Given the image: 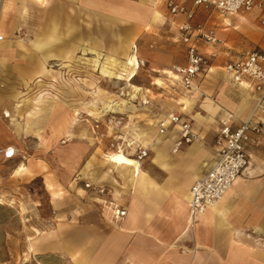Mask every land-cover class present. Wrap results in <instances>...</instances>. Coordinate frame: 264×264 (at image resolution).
Segmentation results:
<instances>
[{
  "label": "crops",
  "instance_id": "0c3cea01",
  "mask_svg": "<svg viewBox=\"0 0 264 264\" xmlns=\"http://www.w3.org/2000/svg\"><path fill=\"white\" fill-rule=\"evenodd\" d=\"M150 1L0 0V34L5 38L0 41V77L16 82L0 92V157L8 160L2 150L12 146L19 151L29 137L54 148L29 164L32 179L41 178L44 183L52 211L51 226L31 237L30 264L33 259L43 264H264V248L255 242L264 237V125L258 142L247 145L248 164L228 192L193 224L189 207L193 183L219 159L214 138L223 122L229 120L236 129L255 106L256 94L235 84L224 65L252 50L264 51V11L255 8L223 15L196 9L195 21L213 29L219 41L196 40L208 65L195 78L199 88L189 91L170 72L174 65L187 62L186 45L175 36L186 16L172 15L165 5L152 0L156 12L149 7ZM192 5V0L186 2L187 7ZM157 6L168 14V24ZM157 19L166 25L155 26ZM104 26L110 28V46H136L134 52L137 37L165 35L171 40L164 45V61L153 68L168 70L163 72L165 85H158L156 89L161 90L140 86L150 102L145 105L146 125L139 126L140 121L123 113L121 126H108L112 134L121 133L122 149L130 157L135 158L140 145L149 150L138 166L130 162L108 166L97 147L92 150L91 135L76 134L69 89L36 94L25 89L30 80H42L51 71L53 75L65 68L59 74L63 80H71L72 65L75 72L83 71L87 48L109 46L102 39ZM21 31L28 36L21 38ZM51 62L63 67L50 69ZM44 94L62 98L48 99L37 107L39 111L33 109L34 97ZM131 106L122 112L135 107ZM169 113L189 120L200 137L174 151L180 127L171 124L165 133L159 131L160 121ZM152 129L158 135L138 137ZM73 134L77 139L71 143ZM87 181L106 187L109 193L91 192L85 187ZM104 199L119 203L126 215L115 220L112 210L103 207Z\"/></svg>",
  "mask_w": 264,
  "mask_h": 264
},
{
  "label": "rangeland",
  "instance_id": "374dc122",
  "mask_svg": "<svg viewBox=\"0 0 264 264\" xmlns=\"http://www.w3.org/2000/svg\"><path fill=\"white\" fill-rule=\"evenodd\" d=\"M157 8L162 12V17L168 24V14L160 6ZM154 10L157 12L156 6ZM156 22H154L155 26L166 25L160 24L162 23L160 19H157ZM109 29V26H104L102 36L104 43L109 44V46L95 50L87 48L85 55H83L84 61L81 64L82 67L84 66V70L75 72L77 70L76 65H72L71 80L61 79L59 74L66 69L61 68L63 65L60 63L51 62L50 69H61L58 72L55 71L53 75V71H51L52 73L49 72L50 75L43 76L42 80H30V85L25 88L35 94L43 93L51 88L69 89L71 96L68 98L74 102L75 107L71 115L74 130H78L76 134L80 133L81 136L87 135L90 138L91 135L92 150L95 151L97 147L99 154L105 161L108 160L106 154L111 150V144L123 146L122 141H125L121 138V133L113 132L112 134V131L109 130L107 119L110 116L117 115L121 118L120 115L123 113H129L132 115L130 117L132 121H140L139 126L146 125L144 121L149 118V115H146L149 111L137 96L142 95L143 99L145 98L140 86L156 89L159 87L158 85H165L166 79L163 72L167 73L168 70L156 72L153 68L155 64L158 65L164 61L166 55L164 45L166 41H171L164 37L165 35L163 37L158 35L149 38L140 37L141 39L137 37L135 42L138 44V51L134 52L136 49L132 46L128 49L110 46L113 42H111ZM118 34L119 38L122 39L123 32ZM18 35L21 38L28 36L23 31L19 32ZM15 83L14 80H5L0 77V92L12 88L11 84ZM58 92L62 93V91ZM79 92L81 96H79ZM47 95L34 97L37 102H32V108L39 111L37 107H42L48 99L59 100L62 98V96L52 97L49 95L48 97ZM116 103L124 104L121 110L116 107ZM132 104L140 109L136 110L134 107L132 110L122 112L128 106L132 108ZM82 122L86 125H80ZM115 131H117L116 128ZM150 132L139 134L138 137L146 138L152 134L158 135L156 129H152ZM100 134L103 136L98 138ZM72 136L73 138L69 141L71 143L77 139L76 135L73 134ZM29 138L23 142L19 151L16 150L17 153L14 158L4 160L0 157V264H30L32 262V258H30L31 237L40 234L42 230L48 229L52 224L49 220L52 211L48 206L46 188L41 178L32 179L33 170L29 164L34 161L35 157H38V154L52 152L54 148L50 143L43 140L42 142L34 137ZM216 140L217 137L214 138L215 144ZM127 143L128 141H126ZM74 146L77 145L74 144ZM117 155L121 157L116 159ZM110 160L112 162L108 160V166L112 164L123 166L126 162L137 166V160L125 154L124 149L111 154ZM33 263L43 264L42 261L38 262L35 259H33ZM54 264H63V262L56 261Z\"/></svg>",
  "mask_w": 264,
  "mask_h": 264
},
{
  "label": "built area",
  "instance_id": "2783aa9c",
  "mask_svg": "<svg viewBox=\"0 0 264 264\" xmlns=\"http://www.w3.org/2000/svg\"><path fill=\"white\" fill-rule=\"evenodd\" d=\"M155 1L165 5L172 15L186 16V19L178 25L175 36L178 41L186 45L187 62L184 65H174L170 72L181 81L183 88L189 91L199 88L195 78L208 65V58L199 50L196 40L209 43L219 41L213 29L207 27L203 22L195 21L196 9H213L223 15L247 12L255 8L264 11V0H192L191 8L186 6L188 0ZM262 23L264 24V14ZM4 39V35L0 34V41ZM224 70L235 84L255 93L256 102L250 116L236 129L230 126L229 120L223 122L216 140L219 159L209 172L204 177L197 179L191 187L189 198L191 224L195 223L208 207L217 203L232 187L248 164L247 145L258 142V135L264 125V51L252 50L243 56L232 59L224 65ZM142 104L147 105L150 102L147 99H142ZM107 123L109 126L119 127L122 125L123 119L112 115L107 119ZM171 124L178 125L181 130L175 142L174 151H178L184 144L193 143L200 137L193 129L191 122L183 119L177 113H169L165 119L161 120L159 131L165 133ZM102 136L103 134H100L98 138ZM111 145V150L106 154L110 162H112L111 154L122 150L120 144L112 143ZM127 145L131 144L128 142ZM11 147L8 146L2 150L6 159L16 156V148ZM125 154L127 153L125 152ZM148 154L149 150L140 145L135 152L134 159L141 161ZM85 187L95 194L107 195L109 193L106 187L92 181L85 182ZM102 205L112 210L115 220L126 215V209L115 201L104 199ZM255 242L264 248V237H257Z\"/></svg>",
  "mask_w": 264,
  "mask_h": 264
},
{
  "label": "bare ground",
  "instance_id": "6f19581e",
  "mask_svg": "<svg viewBox=\"0 0 264 264\" xmlns=\"http://www.w3.org/2000/svg\"><path fill=\"white\" fill-rule=\"evenodd\" d=\"M148 4H150L151 7H155V2L152 1V0H151L150 3H148ZM135 59H136V58H135ZM130 62H131V61H130ZM133 74H134V73H133ZM133 74H132V75H133ZM134 89H135V87H134ZM140 89H141V88H140ZM135 90H136V89H135ZM131 94H132V93H131ZM133 95H134V94H133ZM123 100H124V99H123ZM124 101H125V100H124ZM126 102H127V101H126ZM127 103H128V102H127ZM115 105H116V107L119 108L120 110H121L122 107L124 106V104H120V103H116ZM126 107H127V106H126ZM11 148L14 149V147H11ZM121 153H122V152H121ZM114 155H115V154H114ZM120 157H121L120 155H117V156H116V159H117V158H120ZM136 164H137V166H138V165H139V162L137 161Z\"/></svg>",
  "mask_w": 264,
  "mask_h": 264
}]
</instances>
